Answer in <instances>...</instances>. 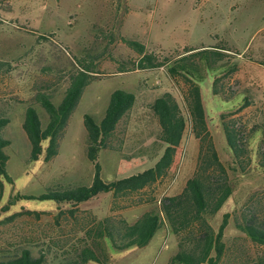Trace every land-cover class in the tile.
<instances>
[{
  "label": "rangeland",
  "instance_id": "1",
  "mask_svg": "<svg viewBox=\"0 0 264 264\" xmlns=\"http://www.w3.org/2000/svg\"><path fill=\"white\" fill-rule=\"evenodd\" d=\"M123 38L143 44L161 61L173 60L185 49H228L217 73L237 67L225 79L224 91L234 104L248 98L247 107L232 112L231 118L245 130L252 164L245 173L230 169L233 156L221 122L230 104L214 93L215 73L202 68L200 86L209 131L234 185L232 196L211 225L218 231L225 214H232L225 230L228 251L222 264L251 263L264 256V246L251 242L233 220L236 213L250 210L264 220V172L254 166L257 144L259 139L264 141V0H0V117L10 120L2 135L11 141L6 152L12 178V182L0 181V259L30 250L35 258L44 253L48 264H58L93 240L101 241L95 230L105 218L134 223L156 210L162 197L181 193L195 173L199 139L185 102L187 86L181 78H171L166 66L135 68L133 63L140 57ZM86 67L92 71V81L68 121L58 155L46 162L44 150L38 160H31V145L23 130L26 109L34 107L45 128L49 115L36 97L46 95L59 105L71 76ZM116 90L133 93L136 103L120 123L114 140L118 150L100 155L102 178L112 182L129 177L159 160L164 145L150 105L170 92L188 125L181 146L183 156L164 183L130 201H119L117 207L111 193L101 194L80 204L73 217L67 213L70 207L62 206L65 213L59 222L54 201L21 199L9 212H2L19 194L39 196L49 189L92 184L95 167L86 152L85 116L100 122ZM47 146L45 141L44 149ZM138 198L147 202L136 204ZM27 210L41 212L40 217L25 214L6 220L7 215ZM90 230H94L91 236ZM177 253V237L164 225L144 248L115 249L106 239V260L101 264H171Z\"/></svg>",
  "mask_w": 264,
  "mask_h": 264
},
{
  "label": "trees",
  "instance_id": "2",
  "mask_svg": "<svg viewBox=\"0 0 264 264\" xmlns=\"http://www.w3.org/2000/svg\"><path fill=\"white\" fill-rule=\"evenodd\" d=\"M122 40L140 57L136 64L133 63L135 68L150 70L166 66L171 78L179 77L187 86L185 102L193 124V131L199 139L197 168L181 193L162 197L157 201L156 210L144 213L134 223H129L124 219L105 218L95 230V237L101 241L93 240L92 244L85 245L72 256L64 257L58 264L104 263L106 260V239L115 249L144 248L164 225L169 227L178 240V253L173 257L171 264H222L228 251L225 230L230 223L232 214H225L218 231L213 229L211 220L232 196L234 185L227 167L220 159L209 131L200 84L204 80L202 68L215 73L214 93L230 104L229 109L221 115L225 139L233 156V164L230 169L234 173H245L252 164L249 140L243 127L236 124L231 117L235 115L232 112H241L247 107L248 98H241L234 104L225 94L223 84L225 79L235 73L237 67H228L225 72L217 73L218 64L226 57V51H228L226 48L200 49L198 51L185 49L184 53L176 55L173 60L167 58L161 61L155 54L149 53L143 44L126 38ZM196 59L201 65L196 63ZM121 69V72H125L126 68L122 67ZM91 73L92 71L86 67L73 74L70 78V86L59 105H55L46 95L39 94L36 97L49 115V122L45 128H43L37 110L32 106L26 109L23 130L31 145V160H38L44 150L46 151V162L52 161L58 155L60 142L68 121L85 88L92 81ZM135 103L136 96L133 93L116 90L112 93L104 118L100 122H97L91 115L85 116L86 152L89 161L95 167V176L91 185L49 189L39 196L19 194L12 197L7 205L3 206L2 212H9L11 207L21 199L54 201L58 204L59 212L55 219L59 222L65 213L61 209L62 206H69L70 209L67 213L73 217L80 204L92 201L101 194L111 193L113 205L117 207L119 201H130L144 191L163 184L170 171L176 166L177 161L183 156L181 146L188 125V119L180 104L170 92L164 93L150 105L160 126L159 140L164 145L163 153L155 165L140 173L112 182L105 181L101 176L100 155L104 151L118 150L114 146V140L120 123L133 109ZM9 123L8 118L0 117V181L6 179L12 182L7 171L10 157L6 152L11 141L2 135ZM45 141H48V146L44 149ZM255 155V169L264 172V141L262 139H259ZM145 202H147L146 199L138 198L136 204ZM25 214L35 215L39 218L41 212L29 210L16 212L7 215L6 220H13ZM233 220L237 230L248 237L251 242L264 246V220L260 221L255 212L250 210L236 213ZM2 223L0 221V225ZM93 231L90 230L88 235L91 236ZM0 264H48V259L44 253L35 258L30 250H23L6 260L0 259ZM244 264H264V256Z\"/></svg>",
  "mask_w": 264,
  "mask_h": 264
}]
</instances>
